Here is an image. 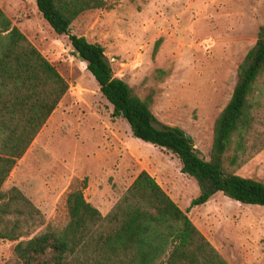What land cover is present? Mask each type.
<instances>
[{
    "label": "rangeland",
    "instance_id": "1",
    "mask_svg": "<svg viewBox=\"0 0 264 264\" xmlns=\"http://www.w3.org/2000/svg\"><path fill=\"white\" fill-rule=\"evenodd\" d=\"M106 1L111 8L85 12L72 33L104 46L115 75L141 98L151 94L158 121L184 129L209 159L215 119L264 23V0ZM0 6L70 85L4 190L19 187L44 213V228L66 222L64 198L74 179H87V200L106 215L147 170L187 210L200 192L196 179L181 172L176 155L135 137L125 118L112 116L113 105L87 62L72 54L69 37L52 29L35 0ZM236 173L264 182V150ZM188 215L230 264H264V206L217 192ZM16 244L0 239V264L13 258Z\"/></svg>",
    "mask_w": 264,
    "mask_h": 264
},
{
    "label": "trees",
    "instance_id": "2",
    "mask_svg": "<svg viewBox=\"0 0 264 264\" xmlns=\"http://www.w3.org/2000/svg\"><path fill=\"white\" fill-rule=\"evenodd\" d=\"M35 1L52 29L69 37L72 54L87 62L113 105L112 116L125 118L135 137L176 155L181 172L196 179L200 192L190 207L207 203L217 192L264 206V182L236 173L264 150V23L238 66L231 99L215 119L206 159L184 129L158 121L151 94L141 98L115 75L104 46L72 33V24L85 12L111 8L106 0ZM69 87L0 6V239L17 241L5 264H230L192 221L190 207L182 209L147 170L106 215L87 200V179H74L64 198L66 222L44 228V213L19 187L4 190Z\"/></svg>",
    "mask_w": 264,
    "mask_h": 264
},
{
    "label": "crops",
    "instance_id": "3",
    "mask_svg": "<svg viewBox=\"0 0 264 264\" xmlns=\"http://www.w3.org/2000/svg\"><path fill=\"white\" fill-rule=\"evenodd\" d=\"M98 208V207H97ZM100 210V209H99Z\"/></svg>",
    "mask_w": 264,
    "mask_h": 264
}]
</instances>
